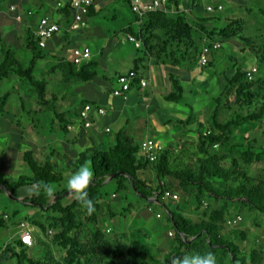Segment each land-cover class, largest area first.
Segmentation results:
<instances>
[{
    "label": "trees",
    "instance_id": "1",
    "mask_svg": "<svg viewBox=\"0 0 264 264\" xmlns=\"http://www.w3.org/2000/svg\"><path fill=\"white\" fill-rule=\"evenodd\" d=\"M96 1L98 2L95 0L90 8L88 21L98 16ZM120 1L126 3L134 17L133 23L124 34L127 38L133 36L140 41V48L135 47L138 53L142 52L147 59L154 58L164 66L176 68L181 67L182 64L185 65L188 59L199 61L203 41L212 42L217 37L224 40L234 38L243 40L241 36L245 21L242 18L229 19L225 27L211 28L210 22L212 20L219 22L218 17L204 18L193 23L188 19L187 13L179 9V0H169L167 11L147 14L142 18L132 12L127 0ZM192 2L196 5L198 0H192ZM172 7L176 9L175 13L171 11ZM62 10L67 19L71 18L72 8L69 0H65ZM29 12L25 14L30 18V21L26 23L28 27L25 46L31 53L30 62L24 65L10 49L5 47L0 49V120L9 114L7 107L11 94L3 93L1 90L2 83L5 81L18 78L19 82L28 83L37 92L38 107L47 104L48 85L35 76L38 64L46 60L48 56L45 52L47 49L40 48L35 37V27L41 17L38 18V13L29 16ZM262 17L264 20V12ZM79 32L83 33L84 30ZM197 41L200 43L199 49L195 50L196 55L193 56L190 51ZM70 45L68 43L67 46L70 47ZM61 55L59 54V61L62 62L61 68L65 82L89 83L98 76L96 70L98 63L92 58L76 66ZM262 62L264 63V60ZM142 63L143 61L138 59L132 71L140 74L143 70ZM250 69L251 67H238L230 77L225 78L222 92L212 100L214 108L210 113L207 130L205 131L203 125H200L198 143L194 147H182L178 150L164 148L154 163L143 155L141 145L135 144L122 131L116 134L114 143L109 148L101 150L94 146L79 152L74 162L67 166L68 169H62L53 155L38 161L33 151L25 152L24 161L32 173L31 176L21 177L20 181L10 183L0 174V187L6 191L0 188V196L8 193L12 199L27 209H41L47 213L57 212L59 216L50 217L47 225L29 216L25 221L32 222L31 224L37 226L43 235L47 234L49 229L56 228L55 242L66 255L60 263H55L53 258H47L46 262L34 260L29 258L27 246L19 239L0 249V263L12 258L16 259L17 264H82L83 259L91 263L98 254L110 258L113 252L107 248L109 244L103 241L104 234L99 229V212L102 210L105 197L102 188L108 183H114L116 187L114 196L118 197L122 192L126 194L132 192L151 206L155 204V201L164 203L161 201L160 192L167 190L166 179L171 178L177 180L183 190L194 189L196 211L204 210L202 211L203 219L200 222L169 210V222L175 229L174 243L180 250L177 256H183L186 253L213 252L220 258L219 264H223L222 257H229L233 264H262L264 261L262 246L257 244L255 248L245 252L238 245L239 241L247 240L243 231L233 229L229 235L222 234L227 221L225 212L203 208L205 200L211 197L243 204L251 212H258L264 216V168L259 169V166L264 164V146L259 147L256 140H250L246 136L240 137L239 140L236 135V132L245 125L260 123L264 120V79L248 81L246 74ZM170 80L173 90L165 101L178 104L183 101L184 88L178 76L170 74ZM52 99L55 102L59 100L55 95ZM20 103L24 111L22 98ZM87 104L98 106L95 103L84 102L80 106L78 115ZM224 110L232 112L233 115L222 119L221 112ZM57 118L64 135L70 134L68 127L74 123L66 121L62 115H57ZM194 158L196 165L192 164ZM85 163H89L93 171V183L88 189L89 198L95 206V211L91 215H88L86 209L74 198H71L73 200L70 203L64 204L67 199L62 194L66 190L55 193L53 201L45 195L41 185V182L51 186L59 185L64 180L66 169L73 174ZM252 167L256 168L254 172L251 171ZM147 171H153L156 175V181L153 184L141 176L142 172ZM119 173L122 174L117 175ZM108 180L110 181L107 183ZM37 192L39 195L36 194ZM163 205L166 206V204ZM127 213L129 210L124 209L120 216L124 217ZM5 217L7 216L0 215V229H6L8 226L9 218ZM87 225L91 226V233L92 230L95 232L91 239H86L85 242V239L81 238V232L87 228ZM114 256L116 258H112L111 264H118L124 254L121 250H116Z\"/></svg>",
    "mask_w": 264,
    "mask_h": 264
},
{
    "label": "rangeland",
    "instance_id": "2",
    "mask_svg": "<svg viewBox=\"0 0 264 264\" xmlns=\"http://www.w3.org/2000/svg\"><path fill=\"white\" fill-rule=\"evenodd\" d=\"M58 1L63 0H0V46L2 45V42L4 45L10 46V50L15 57L22 64L27 65L31 60V53L25 47H18L24 41L23 38H20L21 34H17L19 36L14 38V35L12 36L14 32L11 34L7 33L11 31L13 25H16V22L12 20L14 14H12L10 8L14 5V7L17 6L18 8V6L23 3L22 6L26 10L38 9L39 17H41L46 9H48L49 3L56 4ZM230 1L233 2L232 6L236 9L234 16L231 17L229 7L225 6V11L222 12L212 14L204 12V17L220 18L223 22L220 27H223L225 17L229 16L231 19L242 18L245 21L244 31L241 36L243 40H240L239 38L224 40L217 37L212 42H218L222 47L217 51L211 52L209 55L210 63L208 66H200L197 64L196 60L193 59H188L184 63L195 70H199L201 72L200 75L203 77H198L197 75L195 78L197 79L196 82L185 83V89L188 92H185L186 97L181 106L187 105L189 108L193 109L196 114L201 110L202 112L200 113L203 114L198 117H202L201 119H204L205 123H208L210 113L214 108L213 104L210 106L208 105L207 99L205 98H209L215 88L216 93L220 94V92H222V76H230L238 67L248 68L251 65H255L253 67L258 69L255 80L260 78L264 79V63L261 60V56L264 55V20L258 11L259 7H264V0ZM200 5L205 6L206 8L207 3L201 1ZM247 8L251 10V13L247 11ZM212 22H216L217 25V21L212 20ZM89 27L94 32L101 28L102 31L111 33L110 35L108 34L110 41L107 45L104 40L107 35L105 36L101 34L100 30L99 33H94L83 41L82 45L89 47L91 50L92 60L98 63V68L96 69L98 71V76L89 83L80 81H71L70 83L65 82L61 68L62 62L59 61L60 57L59 59H55L53 56L51 57V55H49L50 50L45 51L48 53L46 60L40 62L35 70V76L38 80L48 85L47 104L38 107L39 102L37 100L36 90L26 82H19L18 78L2 83L11 94L7 107L9 114L2 118V120H4L2 122H5L2 123V125L7 128L10 126L11 130L12 125L18 126L16 131L12 132L10 130L12 133L10 134L9 142L0 143V174L3 175L6 181L15 183L20 181L21 177L31 176L32 173L24 161L25 152L33 151L35 159L38 161H42L52 155L55 156L56 161L57 155L60 154L62 150L66 149L64 142L69 139V135H64L61 131V124L57 115H62L63 119L66 121L78 125L80 122L78 110L84 102L95 103L98 106L103 107L110 116L114 114L115 103L117 100L112 96L111 92L114 87L112 79L116 78V72L125 73V71L132 68L134 66V60L132 59L143 57V53L137 52L134 43L128 41L127 36L122 32V26L116 21L105 22L99 21L97 18H92ZM14 28L17 27L14 26ZM244 39L250 40L251 43L245 42ZM209 42L211 43V41ZM199 44L198 41L195 43L194 48L190 51L191 55H196L195 50L197 48L199 49ZM205 44L206 42L203 41L201 50ZM102 49L105 51L103 52ZM66 55H68V59L70 60L71 51H66L65 56ZM105 78H108V80H105ZM204 79L209 81L210 85H207L206 82H202ZM215 79L217 85L216 83L215 85H212L211 82ZM220 80L221 84H219ZM190 89L194 90V93L197 95L196 97L193 96L194 93H189ZM144 92L148 94L151 93L150 87L146 88ZM54 95L59 99L58 102H55L52 99ZM141 95L144 96L143 94ZM21 98L23 99L25 107L24 111L21 109ZM135 105H138L136 107L143 110V112L137 111L130 114L128 118L131 119V123H136L140 118L153 121V116L154 118L155 116H158L152 114L156 113L157 109L164 106V104L158 99H154L151 102L147 99H139L135 102ZM167 106L169 108L171 105ZM52 108H55V110L51 111ZM145 112H147V115ZM29 113H31V115H29ZM231 114L232 112L224 110L221 112V117L222 119H227ZM123 119L125 121L126 117ZM174 121L171 123V127H176L178 133L182 134L183 128L177 125ZM94 124V127H96L97 122L95 121ZM122 126V121H112L109 123V131L111 130L112 132L109 135L107 134L104 136L108 139H111V137L115 138ZM203 128L205 130L207 125H203ZM91 129L93 128L86 129L88 135H90ZM236 133L239 140L240 137L243 138L246 136L250 140H256L259 147L262 145L264 146V120L260 123L247 124ZM134 139L135 144H139L140 140L138 138ZM33 142L34 145L32 144ZM161 143L164 146L166 145L164 141H161ZM188 147L191 148L192 146ZM75 148L76 151L82 150L81 145L79 144ZM100 149L103 150L102 148ZM196 163V159L194 158L192 164L196 165ZM87 164L90 166L89 163ZM67 166L68 165L65 164L64 168L68 169L69 167ZM263 168L264 164L259 166V169ZM67 169L64 174L63 182L59 185L53 186L55 193L66 190L62 194H66L65 198L67 200L64 201V204L73 200L71 199L73 197L69 195L66 187L67 179L71 175V172ZM255 170V167L251 168L252 172ZM150 174L151 171L142 172L141 176L144 180L146 179L147 181L155 182L156 178L153 180L150 177ZM153 187H155V185H153ZM166 187L167 190L178 195V200H168L164 202L166 206H159L157 203L152 204L150 206L153 209L152 212H149V203L145 200H141L135 195V193L131 192L126 194L125 192H122L118 195V199L113 200V194L116 192L115 184L108 183L102 188V193L105 195L102 202L103 205L109 203L115 209L118 208L119 216L124 209L129 210V213L125 214L123 217V226L125 227L124 232L126 233V237L130 239V242H122L123 240L121 239V246L126 247V250L128 249L127 247H132V250L130 251V261H132L130 263L132 264H171L170 257L167 259L166 257L168 253H171V245L175 252L177 245H173L175 229L173 224L169 222V210L179 212V214L188 219H193L195 222H200L203 219L202 215L200 217L199 215H194L196 207L194 201V189L183 190L181 189L179 182L171 178L166 179ZM203 208L216 211L222 210L225 212V219L227 221L226 225L223 227L222 234L229 235L230 231L233 229L243 231L247 236V240L239 241L238 245L245 252H249L252 248H255L257 244L264 248V216L261 213L251 212L249 208L246 206L244 207L243 204L241 205L239 203H234L233 201L211 197H208L205 200ZM103 211L104 210L100 212V215L104 214ZM158 211L163 213L161 219H157L156 217ZM202 211L204 210L199 212ZM0 215H6L9 218L7 228L0 229V249H3L6 245L17 239L18 229L16 228L15 223H20L21 220H25L29 216L32 219H36L47 225L50 217H53V215L59 216L57 212L53 213V211L47 213L41 209L24 208L20 203L14 202L7 194L0 196ZM238 217L242 220L237 221ZM25 223H27L29 229L34 227L31 224L32 222H29V224L28 222ZM109 225L114 232L110 236L116 235L117 226L109 218L103 219L102 225L100 226L99 224V229L105 234V229L110 228ZM35 228V232L37 231V233L42 234L37 226H35ZM56 233L57 229L51 228L44 236L45 239L53 245L51 248L44 249L38 244H35V246L31 248H27L29 258L46 262L47 258L53 257L55 263L63 262L64 255L66 254L65 251L55 242L54 237ZM170 233L173 235L172 237H169ZM88 236V231L85 230L81 232V238L83 240L85 239V242L86 239L89 238ZM110 236L106 235V238ZM173 250L172 253L174 252ZM145 254L148 255V257L145 256ZM98 256H100V254H98L89 264H108L107 260ZM97 258L100 259V261ZM216 258L217 264H219L220 258L218 256H216ZM222 260L223 264H233L229 257H222ZM125 263L126 262H120L119 264ZM0 264H17V261L16 259L10 258ZM82 264H87L86 260L83 259ZM262 264H264V261Z\"/></svg>",
    "mask_w": 264,
    "mask_h": 264
},
{
    "label": "crops",
    "instance_id": "3",
    "mask_svg": "<svg viewBox=\"0 0 264 264\" xmlns=\"http://www.w3.org/2000/svg\"><path fill=\"white\" fill-rule=\"evenodd\" d=\"M150 1V0H147ZM180 5H179V9L182 11H185L187 13L188 19L190 21H192L193 23L198 22L200 19H204V18H209V17H204V12L206 11L205 6H201L200 2H206L208 5V0H198L197 4L194 5L192 0H179ZM97 2V1H96ZM218 2L222 3L224 6V10L225 11V6H228L230 11H231V17L234 16L235 14V8L232 6L233 2L230 0H218ZM22 3V2H21ZM59 3H63V7L65 6V0L63 1H58L56 4L53 3H49L48 4V9H46L45 13H43L42 17H49L52 21L58 23L61 28H62V32L56 36L55 39L51 40L48 42L47 47L45 49H47L51 55V57L53 56V58L55 59H59V54H62L61 56H64L67 60L68 59V55L65 56L66 51L70 52L71 49H73L74 47H80V46H84L83 41L84 39L89 38L90 36H92L94 33H100L103 35H107L106 38L104 39L106 42V45L109 43V35L111 34L110 32H104L102 31L101 28H99V30H96V32H94L90 27H89V23L92 19H90L88 21V28L84 30L83 33L81 32H70L69 29V25L71 23L72 20V14H71V18L66 17L65 13L63 12V7L59 8L58 4ZM23 4V3H22ZM22 4H20L17 8V12H12L13 18L12 20L14 22H16V25H13L11 28L10 32H7L9 34H11L12 32H14V34H12V36L15 38L19 35L17 34H21L20 38H23V42L18 46L19 48H23L25 46V38H26V29H27V24L28 21H30V18H28L27 16H25V14L28 11H31L33 13H38L39 15V11L38 9H25ZM25 4V3H24ZM15 6V5H14ZM42 6V5H41ZM97 11L98 12V16L94 17L97 18L99 21H105V22H110V21H116L117 23H119V25H121L122 27V32H126L129 25L131 23H133L134 17H132L131 13L128 10V7L126 5L125 2H122L120 0H98L97 4ZM43 8V7H42ZM264 7H259L258 11L261 15V17L263 16V12H264ZM176 9L174 7H172V12L175 13ZM247 11L249 13H251V10L247 8ZM16 13L21 14V16L23 17L21 21H17L16 20ZM208 13V12H207ZM209 14V13H208ZM231 17H225V23L223 24V27H225L227 25V22L229 19H231ZM40 18V17H38ZM37 18V19H38ZM263 18V17H262ZM38 23V21H37ZM222 21L219 18V22L217 21V25L216 22H212L210 23L211 27H216V28H220V26L222 25ZM96 24V23H95ZM17 27V28H14ZM37 27V25H36ZM35 27V29H36ZM97 27V26H96ZM99 27V26H98ZM109 34V35H108ZM246 40V39H244ZM245 42L250 43V40H246ZM71 44L70 47H68L67 45ZM210 42H206V44L203 46L201 53L204 49V47L206 45H209ZM105 45V46H106ZM118 45V44H117ZM203 45V43H202ZM68 49H67V47ZM8 48L11 49L10 46L8 45H2L0 46V49L2 48ZM17 47V46H16ZM66 47V48H65ZM27 49V48H26ZM29 51V50H28ZM65 51V52H64ZM102 51L104 52L105 50L102 49ZM30 52V51H29ZM140 59V61H143V70L140 71L141 76L147 80V87L142 88L140 86H135L131 92L129 93L128 97L126 99H122V98H116L112 96L117 100L115 103V110H114V114L112 116L109 115V113L107 112V116H105L104 118H98L96 119L97 125L96 127H94L93 125V129H91L90 135H88L86 133V128H84V126L82 125L81 122H79L78 125H76V123L71 124L68 127V130L70 131L69 135V139L64 142V145L66 146L65 150H62V152L57 156L56 162L59 164V166L62 169H65L64 166L65 164H67L69 166V163L74 162V158H76V155H78L79 152L84 151L86 148H92V147H98V148H102V149H106L109 148L112 144V142H114L115 138L108 139L107 137H105L104 135H107V129H109V123H111L112 121L115 122H121L122 121V127L120 128V131H122L123 133H125L129 138H131L134 142L135 139L134 138H138L139 144L141 145L142 142L146 139H154L156 141H159L161 143V141L165 142V146L164 148H169L172 150H178L179 148L183 147H188V146H192L194 147V145H196L198 143V130L200 128V125H207V123H205L204 119H201L202 117H198L201 116L203 113L201 110L199 112H197V114L193 111V109L185 106H181V104H183L182 102L184 101L185 96V92H188L185 89V83L186 82H196L197 79H195L198 75V77H203L202 75H200V71L199 70H195L189 66H185V65H180L181 67H176V68H171L170 66H164L162 65L160 62L156 61V59L154 58H148L145 57L143 55V57H137L136 59H132L134 60V65L137 62V60ZM261 60H264V55L261 56ZM197 64H199V61H197ZM201 66V65H200ZM255 65H251L250 67H253ZM249 67V68H250ZM134 68V66L130 69H128V71H125V73H118L116 72V78L112 79V84L114 83V87L112 88L111 92L113 91L114 88H116V80L120 75H124L129 73L130 71H132ZM234 73V72H233ZM232 73V74H233ZM170 74L178 76L181 80L182 86L184 88V96H183V101L178 103V104H173V103H169L166 102L165 99L168 96V94H170L173 90V86L170 80ZM231 74V75H232ZM228 75H224L222 76V81H223V87L221 88V91L224 88V84H225V78ZM230 77V76H228ZM105 80H108V78H105ZM202 82H206L207 85H210L209 81H207L206 79L202 80ZM192 83V84H193ZM217 85L216 79L213 80L211 82L212 85ZM205 84V83H204ZM221 84V80L220 83ZM3 88L2 92L6 93L9 92L6 88V86L2 85ZM150 87L151 89V93H145L144 90L146 88ZM189 93H194L193 89L189 90ZM141 94H143L144 96H142ZM213 94V95H212ZM211 96H209V98H205L207 99L208 105H212L213 104V98L217 97L219 94L216 93V88L213 89ZM217 94V95H216ZM209 95V94H206ZM194 97H196L197 95L194 93L193 95ZM139 99H147L149 102L153 101L154 99H158L161 103L164 104V106L160 109H157L156 113H153L152 115L156 114L158 117L153 116V121L150 119H143L140 118L136 123H131V119L128 118V116L130 114H133L134 112H143V110L138 109L135 105V102H137ZM167 105H171L168 106ZM148 107V106H147ZM146 107V108H147ZM81 108V107H80ZM144 108V109H146ZM79 111V110H78ZM148 112V111H147ZM147 112L146 115H147ZM144 113V115H145ZM149 113V112H148ZM200 114V115H199ZM150 115V116H152ZM125 121L123 118H125ZM175 120V121H174ZM4 120H0V143L1 142H9L10 141V134L13 131H16L18 126H14L12 125V130L11 127L9 126V128H7L6 126H3L2 122ZM173 121L179 125L180 127L183 128V133L179 134L178 130L176 127H171V123H173ZM181 123V124H180ZM186 125H183L185 124ZM9 125V124H7ZM76 125V126H75ZM12 132H11V131ZM207 130V128L205 129V131ZM119 131V132H120ZM112 131L110 130L108 132V134H110ZM67 135V136H68ZM71 136V137H70ZM34 145V142L32 143ZM81 145L82 150H77L76 151V146ZM31 146V145H29ZM177 148V149H175ZM10 158V156H9ZM150 177L154 180L156 178V175L153 171H151ZM110 180L107 181V183ZM153 182V181H152ZM151 182V183H152ZM113 200L118 199V197L113 195ZM3 201V200H2ZM1 201V202H2ZM14 202H17L16 200H13ZM3 203V202H2ZM70 203V202H68ZM155 203H157L155 201ZM159 206H163L162 203H157ZM22 205V204H20ZM25 208V207H24ZM149 208L150 205H149ZM148 208V209H149ZM102 210H104V214L100 215V211L99 212V224L100 226L103 223V219L109 218L111 216L112 219H110L116 226H117V234L110 236L113 232V229L107 228L105 229V234L103 232H101L102 234H104V238L103 241L108 243V247L109 250H112V256L110 258L107 257H103V256H98L100 258H103L105 260H107L108 264L113 263L111 260L112 258H116L114 256L115 251L116 250H121V252H123L124 257L121 258L120 262H126L125 264H132L130 262L131 256H130V251L132 250V247L129 246L127 247L128 249L126 250V247H122L121 246V241L122 242H130V239L126 237V233L125 231V227L123 226V217L119 216V210L118 208L115 209L112 205H110L109 203L103 205L102 204ZM194 215L199 217L202 215V212H198L196 211V207L194 210ZM158 214H163L161 211L157 212ZM156 215V217H157ZM163 217V216H162ZM7 218V217H5ZM159 219V218H157ZM27 221L25 220H21L20 223H15L17 230V239L19 240L21 239V231H20V226L22 223H25ZM27 224V223H26ZM29 224V222H28ZM28 226V225H27ZM29 227V226H28ZM123 227V230H122ZM88 228V229H87ZM85 229L86 231L89 232V238L87 240L91 239V236L93 235V232H95L94 230H92L93 232L91 233V226ZM35 226L32 229L28 228V231H31L32 237H33V246H35V244L40 245L41 247H43L44 249H49L51 248L53 245H51L49 243L48 240L45 239V235L39 234L37 233V231L35 232ZM111 229V230H110ZM84 230V231H85ZM34 231V233H33ZM101 231V230H100ZM171 234V233H170ZM107 236H110L108 238H106ZM169 237H172L169 235ZM122 239V240H121ZM102 240V239H101ZM174 240V239H173ZM102 242V241H101ZM50 247H49V245ZM175 245V243L173 244ZM31 246V247H33ZM29 246H27V248H31ZM123 248V249H122ZM171 253H168L167 258L170 257V260L173 259V257H176L178 254V246L175 249L176 252L173 250V246L171 245ZM108 250V249H107ZM172 250L174 251L172 253ZM145 256L148 257V255L145 254ZM53 258V257H52ZM98 259V258H97ZM100 261V259H98ZM97 260V261H98ZM118 262V264L120 263ZM87 263V262H86ZM89 264V263H87ZM164 264V263H163Z\"/></svg>",
    "mask_w": 264,
    "mask_h": 264
},
{
    "label": "built area",
    "instance_id": "4",
    "mask_svg": "<svg viewBox=\"0 0 264 264\" xmlns=\"http://www.w3.org/2000/svg\"><path fill=\"white\" fill-rule=\"evenodd\" d=\"M129 2L132 12L139 17H144L147 14L156 13L159 11H167L169 0H127ZM95 3V0H69V5L72 8V20L69 25L70 32H79L88 28V17L90 13V8ZM58 7H63V3H59ZM224 6L218 0H208V5L206 6V11L209 14L222 12ZM12 12H17L16 7H11ZM29 16L33 15V12L28 13ZM21 14L16 13V20H22ZM62 32L61 26L52 21L49 17H42L38 20L35 37L40 46V48L45 49L49 41L53 40L57 35ZM128 41L134 43L136 48H140L141 43L133 36H128ZM222 47L218 42H211L206 45L201 53L199 64L201 66H208L210 63L209 55L212 51H217ZM92 53L89 47H74L71 49L70 62L76 66H80L83 63L91 60ZM258 69L256 67L251 68L247 74L246 78L248 81H253L257 76ZM135 86H140L142 88L147 87V80H145L141 74H137L130 71L127 74L121 75L116 80V88L113 89L112 94L116 98L126 99ZM107 116V111L100 106H94L92 104L85 105L80 111V122L86 129L93 127L94 122L98 118H104ZM109 132V129L106 130ZM218 148V146H215ZM164 150V146L154 139H146L141 144V151L143 155L150 162L154 163L158 160L159 156ZM168 200H178V195L172 193L170 190L162 191L161 201L166 202ZM153 209L149 208V212ZM157 218L161 219L162 215L158 214ZM240 217L237 221H241ZM21 231V241L26 246H33V237L30 231H28V226L26 223H22L20 226ZM173 236L172 234H170Z\"/></svg>",
    "mask_w": 264,
    "mask_h": 264
},
{
    "label": "clouds",
    "instance_id": "5",
    "mask_svg": "<svg viewBox=\"0 0 264 264\" xmlns=\"http://www.w3.org/2000/svg\"><path fill=\"white\" fill-rule=\"evenodd\" d=\"M92 183L93 171L87 163L81 165L77 171L71 174L66 183L69 195L81 203L88 215L93 214L95 211L94 203L89 198L88 191ZM41 185L45 195L54 201V187L45 182H41ZM36 194L39 195V192ZM171 264H217V258L213 252H207L206 254L186 253L183 256L173 257Z\"/></svg>",
    "mask_w": 264,
    "mask_h": 264
},
{
    "label": "water",
    "instance_id": "6",
    "mask_svg": "<svg viewBox=\"0 0 264 264\" xmlns=\"http://www.w3.org/2000/svg\"><path fill=\"white\" fill-rule=\"evenodd\" d=\"M120 174H122V173H119V174H117V175H120ZM115 177V176H114ZM111 178H113V177H111ZM0 188H2L4 191H5V189L3 188V187H0ZM6 192V191H5ZM162 193V191L160 192V194ZM8 196H10L8 193H6ZM64 197L66 196V194H64L63 195ZM12 198V197H11ZM57 199H59V197H57ZM13 200H15V199H13Z\"/></svg>",
    "mask_w": 264,
    "mask_h": 264
}]
</instances>
